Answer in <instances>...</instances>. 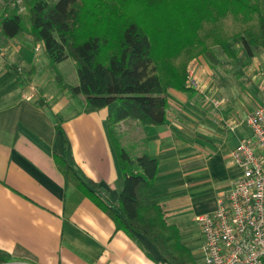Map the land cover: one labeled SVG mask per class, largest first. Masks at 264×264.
<instances>
[{"label":"crops","instance_id":"1","mask_svg":"<svg viewBox=\"0 0 264 264\" xmlns=\"http://www.w3.org/2000/svg\"><path fill=\"white\" fill-rule=\"evenodd\" d=\"M0 36V250L14 264H164L147 237L117 228L88 194L66 182L55 162L56 155L63 157L100 202L114 204L123 184L107 133L115 104L91 109L82 96L61 87L78 81L71 78L70 58L53 70L41 44L29 35L24 41ZM212 70L201 56L189 62L187 89H167L163 123L142 125L127 118L117 126L121 144L132 155L145 152L157 160L145 192L198 255V263L196 218L213 212L241 175L232 151L251 136L246 116L264 98L243 95L238 82H229L238 94L224 97L226 84L213 86ZM190 74L199 89L189 85ZM258 80L264 89V63L252 72L251 86ZM30 86L35 96L25 100L22 90Z\"/></svg>","mask_w":264,"mask_h":264},{"label":"trees","instance_id":"2","mask_svg":"<svg viewBox=\"0 0 264 264\" xmlns=\"http://www.w3.org/2000/svg\"><path fill=\"white\" fill-rule=\"evenodd\" d=\"M22 1L25 16L17 0H5L0 7V35L12 39L27 32L41 44L53 70L73 60L78 81L61 87L82 96L91 109L115 104L107 133L123 177L116 202H100L73 166L56 155L66 182L88 194L117 228L147 237L164 264H200L145 192L157 173V160L145 152L132 155L121 144L117 126L127 118L142 125L163 123L167 89H187V65L194 58L218 64L215 46L235 63L237 45L250 57L252 49L264 51V0ZM10 260L0 250V264Z\"/></svg>","mask_w":264,"mask_h":264},{"label":"built area","instance_id":"3","mask_svg":"<svg viewBox=\"0 0 264 264\" xmlns=\"http://www.w3.org/2000/svg\"><path fill=\"white\" fill-rule=\"evenodd\" d=\"M17 2L22 12L21 0ZM188 83L200 88L192 74ZM34 96V87L22 90L23 99ZM246 122L251 136L240 139L232 151L241 175L223 193L213 212L196 218L201 235L200 264H264V98L247 114Z\"/></svg>","mask_w":264,"mask_h":264},{"label":"rangeland","instance_id":"4","mask_svg":"<svg viewBox=\"0 0 264 264\" xmlns=\"http://www.w3.org/2000/svg\"><path fill=\"white\" fill-rule=\"evenodd\" d=\"M4 1L5 0H0V7L3 5ZM20 3H21L20 5L23 7L22 12H20V13L23 16H25L26 11H25L24 1L21 0ZM25 35H29V34L27 32H23L18 36V38L21 41H24ZM1 38L2 37L0 36V45L2 44ZM236 50H237V58L236 59H237L238 63L231 61L221 51V48L219 46H215L213 48V51H214V53L218 59V64L211 65L209 63V61H207L205 59V62L207 63V65L209 67H211V69H213L212 75H211L213 77H212V79H210V82L212 81L213 86H215V83L217 84L220 81H223L226 84L225 90L221 92V95H223L224 97H226V96L232 97L234 95V93H235V95L238 94V91L236 92L232 89V87H229V82H230V84H232L233 82H238V83H240V87H241L239 90L240 93H243V95H246V96L248 93H254L257 96V99H260V96H262L264 94V89L259 87L261 85L260 82L263 79L258 80V82H257L258 85L253 84L251 86V83H252V72H255V70H257V68H261V66H263L264 51H262L261 49H252L253 54L250 57L246 52L242 51L239 48V45L236 46ZM64 65H66V64H62V66H64ZM188 65H187V67H188ZM71 67H72V68H70L71 78L76 79L77 78L76 69L74 66H71ZM204 68H207V67H204ZM253 68H254V70H253ZM239 69L242 72L241 74H238ZM66 73L67 74L69 73V69H68V71L65 72V74ZM67 74H66V76H69ZM206 75L208 76L207 72H206ZM255 81L256 80H254V82ZM243 104L244 105L247 104V99H246V101L243 100ZM196 256L198 258V255H196ZM9 264H14L13 260H10Z\"/></svg>","mask_w":264,"mask_h":264}]
</instances>
